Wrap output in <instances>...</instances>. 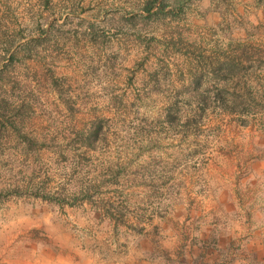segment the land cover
I'll return each mask as SVG.
<instances>
[{
    "label": "rangeland",
    "instance_id": "rangeland-1",
    "mask_svg": "<svg viewBox=\"0 0 264 264\" xmlns=\"http://www.w3.org/2000/svg\"><path fill=\"white\" fill-rule=\"evenodd\" d=\"M148 1L0 0V264L259 260L264 0Z\"/></svg>",
    "mask_w": 264,
    "mask_h": 264
},
{
    "label": "crops",
    "instance_id": "crops-1",
    "mask_svg": "<svg viewBox=\"0 0 264 264\" xmlns=\"http://www.w3.org/2000/svg\"><path fill=\"white\" fill-rule=\"evenodd\" d=\"M234 210L237 213L236 222L230 237H247V248L259 260L255 264H264V160L250 165L244 176L234 184ZM258 259V258H257ZM64 261V262H63ZM15 264H67L63 258L44 254L39 261Z\"/></svg>",
    "mask_w": 264,
    "mask_h": 264
},
{
    "label": "trees",
    "instance_id": "trees-1",
    "mask_svg": "<svg viewBox=\"0 0 264 264\" xmlns=\"http://www.w3.org/2000/svg\"><path fill=\"white\" fill-rule=\"evenodd\" d=\"M165 7L166 6L164 5L163 2H160L159 3V0H150V1H148V3L145 6V10H146V12L149 13V15H153V14H156L157 12H161ZM155 8H157V11H153ZM262 81H263L262 83L264 85V77L262 78ZM262 104H264V103H262ZM263 107H264V105H263ZM225 111L232 112V113L233 112H236V110L233 109V108H231V109H225Z\"/></svg>",
    "mask_w": 264,
    "mask_h": 264
}]
</instances>
